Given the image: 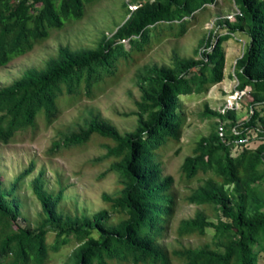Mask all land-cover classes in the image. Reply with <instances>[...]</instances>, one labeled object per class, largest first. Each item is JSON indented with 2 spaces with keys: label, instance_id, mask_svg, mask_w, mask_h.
<instances>
[{
  "label": "trees",
  "instance_id": "trees-1",
  "mask_svg": "<svg viewBox=\"0 0 264 264\" xmlns=\"http://www.w3.org/2000/svg\"><path fill=\"white\" fill-rule=\"evenodd\" d=\"M93 0H0V67L46 40L52 29L71 19H81ZM238 12L224 19L227 33L213 41H200L202 57H184L173 50L170 62L148 64L135 74L140 96L131 113L137 122L122 132L109 120L96 115L78 130L67 133L53 148L87 143L94 135L109 138L103 158H112L107 172L117 174L121 188L104 193L108 208L91 215L69 214L60 208L64 187L58 191L45 184V172L33 179V192L41 204L38 227L22 226L18 186L34 170V162L14 181H0V264H44L50 249L59 250L72 236L81 243L66 264H170L159 244L175 210L174 178L163 173L159 150L181 137L182 95L207 92L225 77L226 51L223 43L232 37L247 38L236 61L239 89L251 97V116L240 122L236 109L225 112L205 105L206 114L218 117L208 134L201 136L192 154L185 157L181 172L191 179L201 171L212 172L188 196L191 203L211 205L217 221L199 211L181 220L180 235L205 234L214 229L213 242L175 250L185 264H259L264 253V0H234ZM217 0H131L124 3L126 17L116 31L103 34L94 47L60 45L42 67L26 68L11 84L0 87V143H10L18 132L34 127L44 113L51 121L58 113V99L66 92L94 85L114 74L121 59L142 51L159 26L178 34L187 30L199 11ZM129 5H134L130 8ZM129 43L131 49L125 48ZM199 53V48L195 49ZM224 123V139L218 127ZM234 128L240 133H235ZM258 129L256 146L235 150L234 142ZM122 215L111 223L114 215ZM49 232L55 233L53 243Z\"/></svg>",
  "mask_w": 264,
  "mask_h": 264
},
{
  "label": "rangeland",
  "instance_id": "rangeland-1",
  "mask_svg": "<svg viewBox=\"0 0 264 264\" xmlns=\"http://www.w3.org/2000/svg\"><path fill=\"white\" fill-rule=\"evenodd\" d=\"M131 0H93L81 19H71L60 29H52L46 40L37 42L32 50L16 56L6 66L0 67V87L11 84L23 71L31 66L42 67L53 56L60 45L73 48H91L103 34L111 36L126 17L124 3ZM134 8V5H129ZM238 12L234 0H217L216 4L199 11L195 19L187 25V30L178 34V29L168 30L159 26L153 32V38L142 51H133L129 60L121 59L114 74L94 85L90 92L84 88L74 94H64L58 99V113L51 121L42 113L36 125L17 133L8 144L0 143V181L2 185L11 184L19 173L34 162L33 172L18 186L14 195L19 202V222L22 226L38 227L42 222V208L33 192V179L40 171L45 172V184L58 191L64 187V198L60 208L69 214L91 215L108 208L103 194H113L121 186L117 174L107 172L112 158H103L107 145L113 144L109 138L94 135L87 143L53 148L56 141H62L65 134L78 130L91 118L99 115L113 123L120 131H130L136 126V116L131 113L136 109L135 101L140 96L135 74L139 68L148 64H166L170 62L173 50L182 56L202 57L205 50L200 41L212 35L213 41L227 33L224 19L232 18ZM232 37L223 43L226 51L225 77L212 84L207 92L182 95V127L179 140H171L159 150L158 158L162 163L163 173L172 175V192L176 203L167 228L159 237V244L170 258V264H185L174 254L175 250L187 247H199L213 242L214 229L208 228L205 234L193 233L180 235L178 227L181 220L194 217L203 211L208 219L217 221L215 208L211 205L191 203L188 196L204 183L212 172L201 171L188 179L181 172V165L186 156L192 154L197 140L208 135L216 125L218 117L206 114L205 105L213 110H221L235 95L239 81L235 74L236 61L247 44V38ZM126 49H131L125 43ZM199 48V53L195 49ZM245 93L239 99L236 109L240 122L251 116L249 101ZM233 100V99H232ZM253 134H256L252 131ZM258 132V129L256 130ZM260 141L254 140V146ZM122 215L116 214L111 223H116ZM55 233L49 232L48 242H54ZM81 243L72 236L70 242L59 250L50 249L49 259L44 264H66L72 251ZM129 264V263H113ZM259 264H264V253L259 255Z\"/></svg>",
  "mask_w": 264,
  "mask_h": 264
},
{
  "label": "built area",
  "instance_id": "built-area-1",
  "mask_svg": "<svg viewBox=\"0 0 264 264\" xmlns=\"http://www.w3.org/2000/svg\"><path fill=\"white\" fill-rule=\"evenodd\" d=\"M246 93V90L241 89L240 91H237L235 95H232V97L229 99V103L227 102L226 105L224 106L223 109H221L222 112H225L228 109H237L239 107V99H241V95L243 96V94ZM233 99V100H232ZM218 131L220 136L224 139L225 133H224V123L220 122V125L218 127ZM235 133H240V130L238 131L236 128H234ZM256 134H254L253 139L250 140V136H246V137H240L238 139L235 140H230L227 141L228 143L230 142H234L235 144V150H238L240 148H243L245 145L247 146H254V140L256 138H258V132H255Z\"/></svg>",
  "mask_w": 264,
  "mask_h": 264
}]
</instances>
